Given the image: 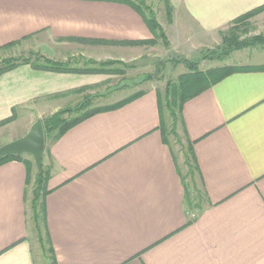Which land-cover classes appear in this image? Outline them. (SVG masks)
<instances>
[{
	"label": "crops",
	"instance_id": "crops-1",
	"mask_svg": "<svg viewBox=\"0 0 264 264\" xmlns=\"http://www.w3.org/2000/svg\"><path fill=\"white\" fill-rule=\"evenodd\" d=\"M169 3L173 21L164 29L171 45L186 51L209 48L236 19L264 7V0ZM40 38L58 49L105 53L126 48L114 43L154 35L122 3L0 0V48ZM248 59L242 67L262 69L234 73L184 105L183 131L193 152L185 163L198 184L193 191L163 141L156 90L47 145L45 224L55 262L47 257L46 264H264V50ZM104 78L29 65L8 72L0 77V124L10 122L0 129L15 124L19 110L32 113L80 96ZM31 181L19 161L0 166V264H38L28 218Z\"/></svg>",
	"mask_w": 264,
	"mask_h": 264
},
{
	"label": "rangeland",
	"instance_id": "rangeland-1",
	"mask_svg": "<svg viewBox=\"0 0 264 264\" xmlns=\"http://www.w3.org/2000/svg\"><path fill=\"white\" fill-rule=\"evenodd\" d=\"M142 1L148 10L154 13L164 33L163 37L159 36L157 38L156 45H122L126 48L108 49L105 50V53H100L97 49L85 47L65 46L58 49L52 46V41L48 42L45 38H40L37 40L32 39L23 45H20V43L13 49L0 52V64L9 58L18 59L20 57H26L33 60L36 59L37 56H45L44 53H46L48 56L45 57L49 58L50 55L51 57L65 60L63 63H69L73 67H93L94 69H98L101 67L99 66L101 63L113 62V64L107 66V69H118L121 71V74L104 75L106 79L104 78V81L99 86L79 91L78 94L80 96L63 97L64 99H59L56 103H50L44 108H37L32 113H30V111L23 112L19 110L17 113V122L12 126L0 129V147L6 145L4 142L9 137H24L29 132L27 128L31 121H33L32 124L36 123L37 120L45 121L58 114L60 111L69 110V112H66V114L61 117V119H64L67 123L82 116L87 110L112 105L138 93H145L148 90H156L163 97L168 142L176 155L180 170L184 176H186L187 183L192 191L194 188L198 187V184H195V179L190 178L188 175V169L185 163L186 158L188 160V145L186 143L181 120L179 119L180 115L178 111H175L179 120L177 119V121L174 122V119L171 118L170 112L166 107L167 100L165 91L167 84L174 83L177 85L179 83V77L190 72L189 66L179 62L182 59H186L185 56H189V59H187L188 61L198 62V65L195 66L198 70L203 72L219 67H242L241 65L248 63V58L254 53L264 50V17H257V15L247 22L248 25L239 26L240 30L233 36L238 38L239 42L247 43V46L225 57V51H223L225 47L224 37H228V39L232 40V33H230V30L235 27V24L232 23L226 30L218 34L217 39L211 41L209 44V48L202 49L201 51L180 50L177 45H171L172 35L169 34V31L166 32L164 29L173 21L172 13H169L165 1ZM258 39L262 40L259 41ZM186 47L190 48L189 45H186ZM54 108L60 109L56 113H53L55 110ZM41 114H44V116L42 119H39L38 116ZM173 123L175 129L173 128ZM62 125L63 124H60L58 126L57 124L52 134L48 136L46 148L58 134ZM23 159L32 163L30 177L33 179V182L31 181V185L28 187V197L30 200L28 205L30 240L34 248L37 263L46 264L47 257L51 258L52 255L49 252V244L45 241V238H43V243L40 242L39 233H37L35 228L36 223L32 201L36 177L39 175V172L32 156L23 155ZM43 169L46 171L44 163ZM198 191L192 193L193 197H198ZM42 233L45 235V232Z\"/></svg>",
	"mask_w": 264,
	"mask_h": 264
},
{
	"label": "trees",
	"instance_id": "trees-1",
	"mask_svg": "<svg viewBox=\"0 0 264 264\" xmlns=\"http://www.w3.org/2000/svg\"><path fill=\"white\" fill-rule=\"evenodd\" d=\"M89 1H107V2H116V3H122L126 4L130 7H132L134 10H136L144 19L146 22L148 28L152 32V34L155 36L154 39L148 40V41H137V42H128V43H114L113 45H126V46H150V45H156L157 44V38L159 36L163 37L164 33L160 27V24L158 23L156 16L151 10H148V8L144 5V2L142 0H89ZM167 8L169 9V13H171V7L169 0H164ZM264 12V7H261L257 10H254L250 13H247L246 15L236 19L233 24H235L233 28H231L232 33V40L228 39V37H224V43L225 47V57L229 56L232 52L238 51L243 49L247 46V43H241L238 41V38H235L236 32H238L240 29L239 26L248 25L247 22L254 18L255 16L261 14ZM259 41L262 39H258ZM76 42L81 43H90V44H99L102 42H92V41H83V40H75ZM21 42H14L9 45H6L4 47L0 48V52L7 51L10 49H13L14 47L18 46ZM104 44V43H103ZM109 44V43H106ZM249 46V45H248ZM181 63H184L186 66H189V73H186L184 75H181L179 77V83L176 85L174 83H168L165 91L166 96V107L168 108V111L170 112V116L172 119H174V122L177 121V116L175 111H178L181 120L182 126H184L183 122V108L184 105L193 99L194 97L200 95L201 93L207 91L217 83L221 82L225 78L229 77L230 75L237 73V72H243V71H249V70H258L262 69L260 67H219L216 69L209 70L207 72L200 71L196 68L195 65H198V62H191L187 59H182L179 61ZM113 64V62L108 63H101L99 66H101L98 69L92 68H80V67H73L69 63H63V62H55L45 56H37L36 59L26 58V57H20L18 59L16 58H9L4 60L0 64V77L4 74L11 72L21 66L29 65L33 69L38 71H48L53 73H61V74H68V73H74V74H93V75H112V74H121V71L118 69H107V66ZM144 93H138L134 96H131L129 98H126L118 103L104 106V107H97L94 109L87 110L85 113H83L82 116L73 119L72 121H69L66 123L64 119H61L63 115L66 114V112H69V110L66 111H60L55 116L46 119L43 121L44 128H45V134H46V140L49 135L52 134L54 131V128L63 124L58 132V134L55 136L53 140H57L59 137L64 135L69 129L76 126L80 122L95 116L96 114L108 112L112 110H116L118 108H121L130 102L136 100L137 98L143 96ZM159 95V106H160V112L162 117V123H161V133L163 137V141L166 144H169L168 142V130L166 128L165 123V115H164V104H163V97L158 93ZM82 108V107H80ZM178 119V120H179ZM13 120V119H12ZM10 121H6L4 123L0 124L1 126H4L8 124ZM173 128L175 129V125L173 123ZM172 128V130H173ZM193 158V152L191 147H188V158ZM11 161H19L23 163L28 172L31 170L32 163L30 161L24 160L23 155L18 156H10L6 158L0 159V166L11 162ZM44 170V169H43ZM49 177L48 173L44 170L42 175H37L36 177V184L34 189V200H33V211H34V219L36 223V231L39 233L40 242L43 243V238H45V241L49 244V252L52 256H54V251L51 246L47 227L45 224V206H44V199L48 196L49 191L47 190V183H48ZM43 224V226H42ZM45 232V235L42 233ZM44 235V236H43ZM49 260H54L53 257H48ZM55 262V260L53 261Z\"/></svg>",
	"mask_w": 264,
	"mask_h": 264
},
{
	"label": "water",
	"instance_id": "water-1",
	"mask_svg": "<svg viewBox=\"0 0 264 264\" xmlns=\"http://www.w3.org/2000/svg\"><path fill=\"white\" fill-rule=\"evenodd\" d=\"M46 151V134L42 120H37L22 138L0 147V159L30 155L35 161L39 175L43 174V156Z\"/></svg>",
	"mask_w": 264,
	"mask_h": 264
}]
</instances>
